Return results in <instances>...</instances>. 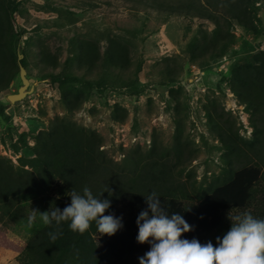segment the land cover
<instances>
[{
  "label": "rangeland",
  "instance_id": "374dc122",
  "mask_svg": "<svg viewBox=\"0 0 264 264\" xmlns=\"http://www.w3.org/2000/svg\"><path fill=\"white\" fill-rule=\"evenodd\" d=\"M18 1L15 25L23 35L17 53L27 59L31 93L14 104L7 98L23 85L19 61L17 77L0 92V102L10 104L0 115V156L16 168L31 170L37 138L56 118L102 138L106 160L115 172H124L115 180V196L142 187L195 203L231 170L263 165L264 153L258 156L250 146L257 143L264 123L253 120L254 111L233 89L237 70L264 52V0L246 1L245 20L257 33L230 18L221 0ZM113 41L128 48L129 65L99 66L93 72L81 68V44L95 43L102 59ZM194 46L199 48L193 51ZM203 46L211 47L200 51ZM48 55L55 59L50 65L44 60ZM70 57L76 62L75 75L107 81L106 88L86 95L79 85L68 89L89 96L75 112L65 107L60 88L46 77L60 74ZM116 105L127 111L125 122L113 119ZM213 121L227 134L237 131L235 149L227 145V137L216 135ZM49 192L70 203L72 191L61 181ZM22 203L29 205L27 216L33 222L42 218L35 198ZM24 225L8 216L0 221V264H22L20 256L33 232Z\"/></svg>",
  "mask_w": 264,
  "mask_h": 264
},
{
  "label": "trees",
  "instance_id": "16d2710c",
  "mask_svg": "<svg viewBox=\"0 0 264 264\" xmlns=\"http://www.w3.org/2000/svg\"><path fill=\"white\" fill-rule=\"evenodd\" d=\"M221 1L230 18L236 19L247 30L257 33V28L245 20L247 0ZM19 7L18 0H0V92L8 89L19 73L17 49L23 35L15 25ZM197 15L201 14L198 12ZM211 46H203L199 50L205 51L206 47ZM80 48L82 52L78 59L81 61V68L86 71L93 72L99 66L104 69L107 66L124 68L129 65L128 48L117 41L112 42L111 48L105 52L102 59L100 49L95 43L84 42ZM197 48L199 47L194 46L193 51ZM44 60L46 63L55 61L50 55ZM75 63L70 57L65 61L60 74L46 75L60 88L65 107L74 112L89 96H77L75 89H68L79 85L83 90L81 93L85 92L86 95L94 89L102 90L107 86L105 78L101 77V81H95L75 75L72 71ZM22 65L25 69L28 67L26 58L22 60ZM235 84L233 90L240 101L254 111L253 120L264 123L263 51L255 54L252 65L237 70ZM141 92L142 90L138 93ZM9 105L8 102H0V115L4 114ZM112 117L118 122H125L128 113L116 105ZM213 123L212 128L216 135L220 138L227 137V145L232 147L231 150L235 149L239 142L237 131L231 130L230 134H227L216 122ZM258 131L261 136L257 143L251 144L250 150L263 157L264 127ZM102 146L103 140L95 132L86 130L66 118H56L51 122L50 128L40 133L37 138V156L32 161L31 170L16 168L11 159L0 156V221L8 216L10 220L25 224L24 226L33 231L26 249L20 256L22 264H139V257L150 249L148 243L141 244L136 240L137 216L141 210L147 209L145 198L150 193L141 187L139 191L128 189L115 196V180L124 172L119 170L118 173L112 169L101 150ZM138 164L139 162L133 164V174L138 170ZM263 165L246 164L231 170L226 180L203 190L195 203H189L169 192L156 194L166 214L180 213L192 226V230L184 233L181 238H196L202 244L211 241L215 246L216 237L222 236L231 227L229 213L236 215L249 211L254 217L264 219ZM145 172L150 174L151 170L145 169ZM55 181H61L71 191L81 194L83 188L88 187L97 198L109 199L111 206L105 214L122 217L123 227L109 236L98 232L95 222H92L84 233L73 232L68 227L69 222H61L59 225L53 222L48 225L40 218L30 223L27 216L29 205L22 203L24 199L35 198L43 212L56 207L63 209L66 205L64 200L49 192ZM50 232L58 233L55 241L49 238Z\"/></svg>",
  "mask_w": 264,
  "mask_h": 264
},
{
  "label": "clouds",
  "instance_id": "9594fccd",
  "mask_svg": "<svg viewBox=\"0 0 264 264\" xmlns=\"http://www.w3.org/2000/svg\"><path fill=\"white\" fill-rule=\"evenodd\" d=\"M69 196L70 203L63 210L56 207L42 212L43 223L69 222L73 232L84 233L95 222L97 231L109 236L123 227L122 217L105 214L111 206L109 199L97 198L88 187L82 194L72 191ZM145 199L148 207L137 216L136 240L148 243L150 249L139 257V264H264V219L249 211L229 213L230 229L216 237L215 246L211 241L202 244L196 238H181L192 226L180 213L166 214L154 191ZM48 235L52 241L58 237L56 232Z\"/></svg>",
  "mask_w": 264,
  "mask_h": 264
},
{
  "label": "water",
  "instance_id": "95a60500",
  "mask_svg": "<svg viewBox=\"0 0 264 264\" xmlns=\"http://www.w3.org/2000/svg\"><path fill=\"white\" fill-rule=\"evenodd\" d=\"M22 58H23V55L19 54L18 61L20 65V78L22 80L23 85L16 94H11L7 97L9 102L12 104L22 101L24 98H26L31 93V91L28 90L30 86V81L27 78V70L22 65V62H21Z\"/></svg>",
  "mask_w": 264,
  "mask_h": 264
}]
</instances>
